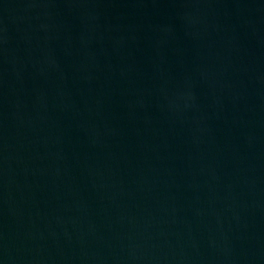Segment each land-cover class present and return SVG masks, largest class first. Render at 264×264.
Segmentation results:
<instances>
[{
  "label": "water",
  "instance_id": "95a60500",
  "mask_svg": "<svg viewBox=\"0 0 264 264\" xmlns=\"http://www.w3.org/2000/svg\"><path fill=\"white\" fill-rule=\"evenodd\" d=\"M0 264H264V0H0Z\"/></svg>",
  "mask_w": 264,
  "mask_h": 264
}]
</instances>
